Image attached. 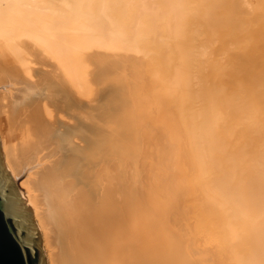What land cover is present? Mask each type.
<instances>
[{
	"label": "bare ground",
	"instance_id": "6f19581e",
	"mask_svg": "<svg viewBox=\"0 0 264 264\" xmlns=\"http://www.w3.org/2000/svg\"><path fill=\"white\" fill-rule=\"evenodd\" d=\"M0 153L45 264H264V0H0Z\"/></svg>",
	"mask_w": 264,
	"mask_h": 264
},
{
	"label": "water",
	"instance_id": "95a60500",
	"mask_svg": "<svg viewBox=\"0 0 264 264\" xmlns=\"http://www.w3.org/2000/svg\"><path fill=\"white\" fill-rule=\"evenodd\" d=\"M20 200L0 153V264H45L29 207Z\"/></svg>",
	"mask_w": 264,
	"mask_h": 264
},
{
	"label": "rangeland",
	"instance_id": "374dc122",
	"mask_svg": "<svg viewBox=\"0 0 264 264\" xmlns=\"http://www.w3.org/2000/svg\"><path fill=\"white\" fill-rule=\"evenodd\" d=\"M22 181H23V178H19V180L17 181V184L19 185V183H21ZM17 184L14 183L15 190H16V192H18V195L20 196V198L23 199V197H21V195L19 194ZM23 201H24V199H23ZM24 204H25V201H24ZM38 234H39V233H38ZM39 236H40V235H39Z\"/></svg>",
	"mask_w": 264,
	"mask_h": 264
}]
</instances>
